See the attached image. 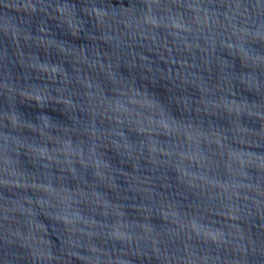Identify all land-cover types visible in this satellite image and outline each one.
Listing matches in <instances>:
<instances>
[{"label": "water", "instance_id": "95a60500", "mask_svg": "<svg viewBox=\"0 0 264 264\" xmlns=\"http://www.w3.org/2000/svg\"><path fill=\"white\" fill-rule=\"evenodd\" d=\"M0 264H264V0H0Z\"/></svg>", "mask_w": 264, "mask_h": 264}]
</instances>
